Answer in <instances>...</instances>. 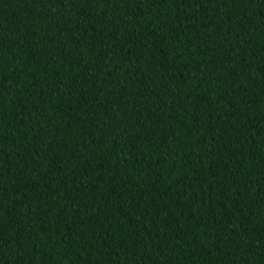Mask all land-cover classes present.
Wrapping results in <instances>:
<instances>
[{"label": "trees", "instance_id": "1", "mask_svg": "<svg viewBox=\"0 0 264 264\" xmlns=\"http://www.w3.org/2000/svg\"><path fill=\"white\" fill-rule=\"evenodd\" d=\"M0 264H264V0H0Z\"/></svg>", "mask_w": 264, "mask_h": 264}]
</instances>
